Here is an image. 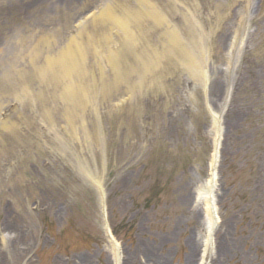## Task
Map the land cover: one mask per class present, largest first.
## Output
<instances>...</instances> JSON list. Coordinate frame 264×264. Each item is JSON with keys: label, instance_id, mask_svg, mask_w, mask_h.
<instances>
[{"label": "rangeland", "instance_id": "374dc122", "mask_svg": "<svg viewBox=\"0 0 264 264\" xmlns=\"http://www.w3.org/2000/svg\"><path fill=\"white\" fill-rule=\"evenodd\" d=\"M113 253L264 264V0H0V264Z\"/></svg>", "mask_w": 264, "mask_h": 264}, {"label": "bare ground", "instance_id": "6f19581e", "mask_svg": "<svg viewBox=\"0 0 264 264\" xmlns=\"http://www.w3.org/2000/svg\"><path fill=\"white\" fill-rule=\"evenodd\" d=\"M154 12H156L157 13V11L156 10H154L153 8H149V13L150 14H154ZM102 17H108V18H110V19H112V20H114V22L115 23H117L120 27L121 26H123L124 25V21L123 20H120L119 18H117V17H112V15H111V11H110V9H105V10H103L102 12H101V14H100ZM77 45V44H76ZM76 45H75V43L73 42V44L71 45V47L72 48H74V49H76V50H78L77 49V47H76ZM73 53L75 52V50H73L72 51ZM81 53L79 52V55H80ZM67 59H68V57H67ZM71 60V59H70ZM62 62V63H61ZM53 65H55V63H53ZM52 65V66H53ZM60 66L62 69H64L65 70V72H67L68 74H74L75 72H78L77 71V69H76V66L77 65H74V63H72V62H66V59H65V57L63 58V61H58L57 63H56V65L54 66L55 68L57 67V66ZM50 67V70L51 69H54V67ZM55 70V69H54ZM64 70H63V72H64ZM80 70V69H79ZM53 71V70H52ZM51 72V71H50ZM72 91V90H71ZM70 91V92H71ZM217 144L215 145V149H214V151H213V155H212V157H211V161H210V164H209V169H210V176H209V179H208V182H207V184H208V186L209 187H211V186H213L214 185V183H215V178H216V173H215V168H216V164H217V157H218V152H217ZM208 200H209V202H208V204H207V211H206V213H207V217L209 218L208 219V223H207V230H206V233L208 234L207 235V238L205 239V241H204V250H203V253L211 246V238H210V232H211V229H212V223H213V221H214V219H215V217H214V215H215V208H214V206H213V204H212V201H211V198H210V196L208 195ZM105 235H106V238H107V240H108V243H109V245L111 246V248L113 249V251L115 252L116 250H117V244L115 243V241H114V239H113V237H112V235L110 234V232H109V230L107 229V228H105ZM118 251V250H117ZM113 256H114V262H115V264H119V257H117L116 256V253H113ZM203 257V256H202Z\"/></svg>", "mask_w": 264, "mask_h": 264}]
</instances>
